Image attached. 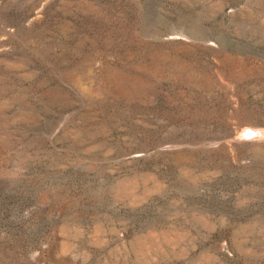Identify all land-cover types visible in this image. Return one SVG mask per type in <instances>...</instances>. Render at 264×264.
<instances>
[{"label":"rangeland","instance_id":"obj_1","mask_svg":"<svg viewBox=\"0 0 264 264\" xmlns=\"http://www.w3.org/2000/svg\"><path fill=\"white\" fill-rule=\"evenodd\" d=\"M0 264H264V0H0Z\"/></svg>","mask_w":264,"mask_h":264}]
</instances>
